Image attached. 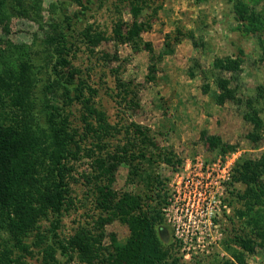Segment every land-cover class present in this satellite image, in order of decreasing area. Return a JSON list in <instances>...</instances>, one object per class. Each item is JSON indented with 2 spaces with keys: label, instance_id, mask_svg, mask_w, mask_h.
Masks as SVG:
<instances>
[{
  "label": "rangeland",
  "instance_id": "1",
  "mask_svg": "<svg viewBox=\"0 0 264 264\" xmlns=\"http://www.w3.org/2000/svg\"><path fill=\"white\" fill-rule=\"evenodd\" d=\"M24 1V12H20L23 6L18 8L19 4L9 9L8 31L0 24V45L4 48V42L9 41L15 58L26 59L36 67L39 81L34 90L42 105V93L46 90L44 81L47 82V69L51 67L47 61L51 47L46 36L59 31L72 35L75 44L67 57L81 69L86 82L97 90L93 96L94 105L105 112L109 123L121 129L108 139L107 148L125 140V129L131 122L146 127L155 143L149 148L155 154L151 167L162 180L163 195L166 194L160 211L170 233L167 241L177 243L174 247L182 261L189 263L199 259L203 264L215 263L229 255L223 246L227 244L243 251L247 264L264 262V245L258 244L260 238H255L250 252L231 241L234 235H252L254 227L248 222L250 217L237 215L238 210L245 208L243 201L229 192L237 160L257 157L264 149V132L256 144L251 142L246 137L251 124L244 118L248 111L245 101L250 98H257L256 107L262 109L264 116V34L258 36L243 31L228 0H150L140 14L130 9L129 0H82V4L76 0H40L41 8L37 13L28 8L29 0ZM245 1L253 3V0ZM254 8L264 17V0L254 3ZM119 19L128 24L139 20L149 22L150 27L140 32L141 42L136 48L128 41L117 43L111 38L113 24ZM88 24L107 36L93 52L81 36V30ZM176 28L183 35L179 41L171 39L174 52L156 61V77L149 80L150 53L144 44L149 42L154 53H158L166 35L174 37ZM189 32L197 45L187 35ZM101 55H106V59ZM235 55L242 58L239 83L229 81L230 87L238 84L235 99L217 104L210 92H204V80L198 68L210 70L215 57ZM193 63L200 67L192 77L188 70ZM47 64L49 68L45 67ZM116 66H119L120 77L131 83L136 103L133 108L117 95L114 74L110 70ZM219 74L227 79L232 75L228 71ZM209 85L215 90L214 84L210 82ZM60 90H55L53 104L68 114L71 125L80 127V105L75 101L63 105ZM50 96L47 94L48 98ZM130 97L128 95L127 100ZM201 131L235 148L221 153L219 144L204 139ZM82 144L90 146L89 141ZM161 149L173 152L181 162L171 166L156 158ZM225 157L233 159L229 170H223L221 165L217 168ZM90 162V158L82 156L73 163L74 179L70 181L73 205L60 217L56 230L60 236L67 237L81 226L90 227L97 216L99 210L95 206L93 186L83 176L91 173ZM129 172L128 164L120 163L112 171V188L140 193V181L129 182ZM244 187L241 182L235 184L236 191L241 192ZM50 219L40 221L44 233L50 228ZM104 229L121 242L130 232L118 220L105 224ZM6 234L3 236L7 237ZM32 240L31 236L26 241ZM103 241L108 243V238ZM30 249L33 253L26 256L27 261L42 264L40 248L30 244ZM56 257V264H85L76 257L67 260L58 253Z\"/></svg>",
  "mask_w": 264,
  "mask_h": 264
},
{
  "label": "trees",
  "instance_id": "2",
  "mask_svg": "<svg viewBox=\"0 0 264 264\" xmlns=\"http://www.w3.org/2000/svg\"><path fill=\"white\" fill-rule=\"evenodd\" d=\"M129 1L135 14H140L143 6L150 2ZM228 1L232 3L243 31L258 36L264 34V17L254 8L258 0H253L251 4L245 0ZM76 2L82 4V0ZM24 3V0H0V24L4 30H9V9L19 4L18 8L23 6L20 12H24ZM27 3L35 13L41 8L40 0H29ZM149 27L146 20L128 24L119 19L113 24L111 38L117 43L128 41L136 48L141 42L140 32ZM181 35L183 33L179 28H176L174 37L167 34L158 53H154L149 42L144 44L150 53L149 80L156 77V61L174 52L171 39L179 41ZM187 35L193 39L194 45L198 44L192 33ZM81 36L90 52L107 39L102 30L91 24L81 30ZM46 37L51 47L47 60L51 67L45 65L49 69L47 82L44 81L46 90L42 93V105H39L41 98L34 90L39 81L36 67L26 59L15 58L9 41L4 42V48L0 45V264H34L26 259L33 253L30 244L40 248L42 264H56L57 253L67 260L76 257L85 264H203L199 259L189 263L182 261L174 247L177 243L167 241L170 233L160 211L166 194L163 195L162 180L151 167L155 154L149 148L155 143L148 129L131 122L125 129V140L108 149V139L121 129L109 123L105 112L94 105L93 96L97 90L86 82L81 69L67 57L75 44L72 35L59 31ZM101 58L106 59V55H101ZM241 64L240 55L224 56L215 57L210 70L198 68L204 80V92H210L217 104L235 99L238 84L230 87L229 81L239 83ZM197 67L200 66L193 63L188 70L189 76L195 75ZM110 70L114 74L117 95L133 108L136 103L134 91L129 86L131 83L120 77L119 66ZM221 71L232 73L230 79L220 75ZM210 82L215 90L210 89ZM59 89H62L59 96L63 98V105L73 101L80 105V127L71 125L68 114L62 113V108L60 110L56 103L53 104L56 101L55 90ZM47 94L51 95L50 98ZM128 95H131L129 100ZM256 100L246 99L248 111L244 114L245 120L251 124L246 137L255 144L264 132V116L261 115L262 109L256 107ZM201 135H205L204 139L210 143L219 144L221 153L235 148L220 142L213 135H207L205 131H201ZM86 141H89V147L82 144ZM82 156L91 160L92 171L83 176L93 186L95 206L99 211L90 227H78L73 234L63 237L56 230L63 211L73 205L70 187V181L74 179L73 163ZM155 157L171 166L181 162L173 152L162 149ZM123 162L129 166V182L140 181V193L112 188V171ZM262 176L264 149L257 157L237 160L229 182L232 186L229 192L243 201L245 207L238 210L237 215L250 217L248 222L254 227L252 235H234L231 241L247 251L253 250L256 237L260 238L258 244L264 245ZM237 182L245 185L243 191L235 190ZM49 217L50 228L44 233L40 221ZM112 220H118L129 229V235L123 242L117 240L113 233L105 232V224ZM3 233L8 236H3ZM31 236L33 240L28 243L26 240ZM105 237L108 243H104ZM223 246L229 255L209 264H247L243 251L231 245Z\"/></svg>",
  "mask_w": 264,
  "mask_h": 264
},
{
  "label": "built area",
  "instance_id": "3",
  "mask_svg": "<svg viewBox=\"0 0 264 264\" xmlns=\"http://www.w3.org/2000/svg\"><path fill=\"white\" fill-rule=\"evenodd\" d=\"M231 158L229 159L228 157H225L223 163H219L217 168H219V166L221 165L223 170H229L230 165H232L233 163V159Z\"/></svg>",
  "mask_w": 264,
  "mask_h": 264
}]
</instances>
